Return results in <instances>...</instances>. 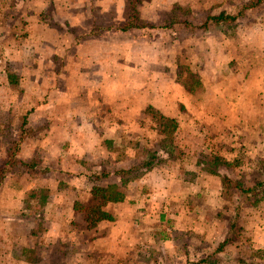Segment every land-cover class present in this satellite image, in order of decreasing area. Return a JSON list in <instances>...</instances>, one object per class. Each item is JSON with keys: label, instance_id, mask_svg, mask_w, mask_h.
Masks as SVG:
<instances>
[{"label": "rangeland", "instance_id": "1", "mask_svg": "<svg viewBox=\"0 0 264 264\" xmlns=\"http://www.w3.org/2000/svg\"><path fill=\"white\" fill-rule=\"evenodd\" d=\"M132 1L0 0V166L18 160L0 181V264H88L76 205L110 183L128 207L105 209L132 224L97 264H264V184L245 205L233 187L264 178V0H137L143 26L120 31ZM220 12L238 16L204 24ZM63 224L80 231L70 255Z\"/></svg>", "mask_w": 264, "mask_h": 264}, {"label": "trees", "instance_id": "2", "mask_svg": "<svg viewBox=\"0 0 264 264\" xmlns=\"http://www.w3.org/2000/svg\"><path fill=\"white\" fill-rule=\"evenodd\" d=\"M137 0L132 1V9L129 14V16L123 21L121 25L117 27L120 31H127L131 28H139L143 26L144 21L142 22L140 18L138 17V12L136 11V3ZM255 3L250 4V6H254L256 3H259L261 0H254ZM238 14L235 16H227L226 14L220 12L216 15L209 16L204 24L206 22H210L211 24H219L220 22L225 21L228 17H230L231 20L236 19ZM207 25V24H206ZM143 112H146L150 115V118H153V121L158 126V130L161 133L171 134L176 126L177 123L174 118H170L168 116H165L161 112H159L156 108H154L151 105H146L145 108H143ZM18 160L15 159V157L10 156V158L3 163L2 166H0V181L3 178L5 174H7L16 164ZM32 165V164H30ZM149 162H142L138 165L131 166L130 168L126 169H119L115 172L117 175V178L120 181L121 185H124L127 180H129V176L131 175V172L133 170L142 169V167H149ZM130 175L124 179V176ZM97 174V173H96ZM105 176V174H87L86 180L90 183H94L97 179ZM131 176L130 178H132ZM264 184V178L262 180H258L253 182L252 184L242 187L238 182L233 183V187L235 188V191L237 192V201L242 204H253L256 203L259 197H257L260 193L263 192L262 185ZM124 195V189L119 185H116L115 183H110L106 185H97L93 184L91 191L89 192V196L86 199V201L83 204L76 205V210L78 213L81 214L82 220L86 223L87 228L94 227L97 223L102 221H111L113 220V217L108 213L106 210H104V205L106 203H113L118 202L122 200ZM257 197V198H256ZM238 212L239 207L234 208V213L232 218L227 224L226 231L227 233L230 232L233 228V223L237 221L238 219ZM226 241V238L224 237L218 244V247L216 249H219L223 247L224 243ZM204 258V257H203ZM203 258L199 260L197 263L203 262ZM204 262H207L205 260Z\"/></svg>", "mask_w": 264, "mask_h": 264}, {"label": "crops", "instance_id": "3", "mask_svg": "<svg viewBox=\"0 0 264 264\" xmlns=\"http://www.w3.org/2000/svg\"><path fill=\"white\" fill-rule=\"evenodd\" d=\"M142 110L143 108L141 109V112ZM24 137L25 135H23L21 138L22 147H23L22 150H24L25 144H26L24 142ZM124 195H125V192H124ZM124 200L125 198L118 201V203L123 205V207H128V205L123 203ZM113 203H117V202H113ZM107 204H110V203L108 202L106 203V205ZM103 208L104 210H106L105 207ZM107 212L110 213L109 211ZM110 215L114 218L113 220L102 221V222L97 223L94 227L85 229L86 231H88V235L86 237V246H85L86 249L84 251H81V254H84V257L87 260L88 264H95V263L97 264V262L102 263L103 259L105 260V258H109L110 257L109 255L114 253L112 252V250L109 249V246H114L118 240H119L118 242L120 243L123 238H126L127 233L131 230L130 226L132 224V220L128 216L118 211H116L115 213H110ZM122 220L124 222V226H123ZM63 225L64 226L61 227V231L63 230L64 232H67L70 234L68 236L60 237L62 239L60 244H62L61 248L68 247L65 253L70 255L72 249L75 248L76 245L80 244L79 242L80 240L78 239V237L74 235V234L80 233V231L74 230L73 226H67V224H63ZM63 244H67L68 246H63ZM193 254H197V253H193ZM193 254L191 253L186 256L181 255L178 258L180 259L183 258L184 259L183 263H189V262L194 261ZM75 256L76 254L73 255V258H75ZM74 260H77V258H75ZM153 261L159 262V260H153ZM24 264H26L25 260H24Z\"/></svg>", "mask_w": 264, "mask_h": 264}]
</instances>
